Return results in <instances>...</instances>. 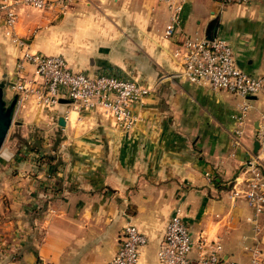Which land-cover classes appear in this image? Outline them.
<instances>
[{"label": "crops", "instance_id": "0c3cea01", "mask_svg": "<svg viewBox=\"0 0 264 264\" xmlns=\"http://www.w3.org/2000/svg\"><path fill=\"white\" fill-rule=\"evenodd\" d=\"M50 1L64 6L14 9L20 45L3 34L0 18V79L7 77V96L25 49L61 55L70 68L88 74L134 79L149 91L133 103L138 119L128 129L102 109L78 117L69 102L28 98L18 104L14 118L24 139L0 148V264H105L127 222L147 236L138 264H158L162 233L176 207L194 241L218 239L224 258L249 264L244 246L254 240L252 209L230 196V181L254 152L258 118L247 119L252 104L239 124L238 110L226 113L211 104L213 89L177 75L181 62L172 51L179 36L163 37L168 12L160 0ZM213 1L184 0L180 32L205 36L214 20L210 36H218L212 28L223 23ZM222 34L233 55H242H234L238 67L264 72V56L260 61L252 50L243 51L238 33ZM31 71L25 63L24 73ZM235 96L237 104L243 100ZM250 121L253 133L244 136Z\"/></svg>", "mask_w": 264, "mask_h": 264}, {"label": "built area", "instance_id": "2783aa9c", "mask_svg": "<svg viewBox=\"0 0 264 264\" xmlns=\"http://www.w3.org/2000/svg\"><path fill=\"white\" fill-rule=\"evenodd\" d=\"M168 12V21L162 35L179 36V43L172 51L179 57L181 70L178 76L189 83L207 86L211 89H224L243 97L237 104L234 115L239 124L244 122L251 103L248 95H264V72L252 74L237 66L234 55L227 42L218 36L187 35L180 32L178 13L184 0H160ZM219 7L231 3H247L249 0H215ZM17 6H30L39 10L62 9V1L50 0H0V18L3 34L13 43L20 45L14 28ZM30 63L32 71L24 73V64ZM11 91H19L18 104L28 98L37 103L53 105L60 98L70 99V108L81 114L85 110L102 109L115 122L128 129L138 119L133 103L141 101L149 91L147 86L131 78L113 73L88 74L69 67L67 61L58 54L22 50L16 63L15 78L9 83ZM68 112H66L67 116ZM235 133L241 130L234 129ZM257 149L248 156L237 173L232 177L230 196L242 198L251 207L248 220L252 224L253 242L245 244L250 252L249 264H264V254L258 237L264 219V109L261 111L256 127ZM239 143L238 139L234 140ZM147 243L146 234L134 223L127 222L120 234L117 251L105 264H138L142 248ZM196 247V253L191 254ZM158 264H237L223 257L222 244L218 239H208L201 235L197 241L191 238L182 218L181 209L176 207L169 216L162 233L157 251ZM36 264H44L37 262Z\"/></svg>", "mask_w": 264, "mask_h": 264}, {"label": "rangeland", "instance_id": "374dc122", "mask_svg": "<svg viewBox=\"0 0 264 264\" xmlns=\"http://www.w3.org/2000/svg\"><path fill=\"white\" fill-rule=\"evenodd\" d=\"M213 2L211 6H213V10L218 15V20L221 19L223 24L218 26L216 22L212 31L216 32L219 29L218 36L220 37H224L222 33L228 30L238 33L241 49L243 51L252 50L255 52V58L261 61V58L264 56V0H249V2L241 4L231 3L223 7H219L215 3L216 1ZM229 45L233 49L232 44ZM234 55L242 58L240 53L234 52ZM249 101L252 104V108L248 112L247 119H259L260 111L264 104V97L259 93L256 98H250ZM210 102L212 105H221L226 113L238 110L237 97L235 94L224 89H213ZM252 133L253 129L250 121V124L246 126L244 136H251ZM54 135L55 133L51 134L50 138H54ZM56 136H60V134ZM22 139L24 138L18 129L17 120L13 118L0 148L7 146L16 147L17 141Z\"/></svg>", "mask_w": 264, "mask_h": 264}, {"label": "water", "instance_id": "95a60500", "mask_svg": "<svg viewBox=\"0 0 264 264\" xmlns=\"http://www.w3.org/2000/svg\"><path fill=\"white\" fill-rule=\"evenodd\" d=\"M214 23V20H211L205 29V37L210 38V30ZM7 86V77L4 76L0 79V147L5 139L7 131L11 125V122L14 118L19 99V91L14 90L10 96L6 94ZM249 98L255 97V95H248ZM61 102H69L70 99L60 98ZM60 125H64V117L60 116L58 119ZM255 126H258V121H256ZM258 147V140L255 139L253 142V151Z\"/></svg>", "mask_w": 264, "mask_h": 264}, {"label": "trees", "instance_id": "16d2710c", "mask_svg": "<svg viewBox=\"0 0 264 264\" xmlns=\"http://www.w3.org/2000/svg\"><path fill=\"white\" fill-rule=\"evenodd\" d=\"M48 157H50L49 155H47Z\"/></svg>", "mask_w": 264, "mask_h": 264}]
</instances>
